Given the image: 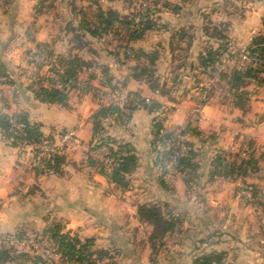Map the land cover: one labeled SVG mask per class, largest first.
<instances>
[{"label":"rangeland","instance_id":"374dc122","mask_svg":"<svg viewBox=\"0 0 264 264\" xmlns=\"http://www.w3.org/2000/svg\"><path fill=\"white\" fill-rule=\"evenodd\" d=\"M95 1H97V4L102 9L106 10L112 8L119 14H124L127 17L135 14L138 2V0L133 1V5L130 0ZM93 3L94 2L91 0H56L55 3L45 2L41 6L42 11L44 10L43 12L45 13L32 19L31 17L33 14L30 10L32 4L35 5L36 3L29 0H0V65L3 66V70L5 67L2 62H4L3 60L5 58H9L10 61L14 62V69L22 71V69L25 68V57L26 60L27 58H30L29 60L33 58L35 62H41L42 58H44V53L49 55L47 50L52 52L63 50L65 43L58 46V44H54L55 40L53 41V39L63 34V29L67 22L70 21L73 24L76 22L75 13L74 11H70V7L68 6L71 4L75 9L83 8L87 15L91 16L95 9ZM212 4H218V7L221 9L218 14H206L207 16L212 15V18H210L211 20L208 21L214 22L225 36L226 34L248 36L247 32L250 31L251 28H258L257 26L261 24L263 26L264 0H215L213 2L211 0H209V2L206 0H169L168 7L164 9L168 10L169 14H173L180 10L182 6L210 5L211 7ZM176 7L177 10L175 11ZM197 11L189 16L190 22L198 23L202 20ZM160 13L162 14L163 12H155L153 17ZM200 15H203L202 12ZM163 16L166 15L162 14V17ZM159 36L164 39L168 34H163V36H161L159 34L149 33L146 35L143 42L144 46L154 43ZM34 40H45L48 42L46 43V48L44 46H39L43 49L40 51L42 53L41 56L33 55V52H35ZM86 40L89 52L83 49L79 51L78 54L84 58H91L90 60L98 64L110 63L112 72L115 73L116 76H119L122 69L119 70L118 66L115 65L113 53L118 51L119 48L117 46L124 45L125 41L115 35L111 37L102 36L101 38L89 37V39ZM245 40L247 41V38H245ZM158 47L160 48V46ZM243 47L244 46H237L236 48L240 49ZM164 48L166 50V57H169V47L165 45ZM160 49H162V47ZM178 54L180 53L176 52V57L174 55L175 58L168 64L167 61L161 62V68L164 69L163 74L166 80V83L163 82L162 86L164 87L165 85V93L172 99H177L182 95L184 99L192 100L191 111L195 105V101L202 94L200 88H205L204 85L209 81V78L202 79L200 72L191 73V70L185 71L187 74L184 77L179 76L177 64L180 62V57ZM165 63L167 65H165ZM189 65L192 67V64ZM189 65L186 64V67H189ZM14 69L9 68L8 70ZM27 72H24L25 78L28 77ZM256 77L257 83L246 82L243 84V90L248 91L249 96L246 97L247 100L241 117L236 115V122L232 121L231 123L230 121L225 123L227 125L224 126H227L228 130L225 129L222 134H217L221 137L215 135L214 132L208 134L205 138L193 133L188 137L184 135V139L187 141L189 140L187 138L194 135L195 139H197V143L204 145L202 149L204 153L200 152L198 154L195 152L196 155L193 157V162L196 164L195 176L190 178V182L188 185H185L184 188L183 185H180L175 189L176 194L182 198L175 199L170 196L168 202L161 200L156 201L164 218H174L175 226L173 230L166 232L161 237L154 236L152 224L145 219L138 218L136 214V206L139 203L153 202L147 200L150 196L146 192L147 190H152L150 188L152 182L160 187L158 179L161 171L158 165H160L161 160H159L160 157L158 152L156 154V151L160 150L162 147L157 145L155 141L151 143L153 140V123L151 122L150 125L149 122L150 129L147 130V117L145 114L134 116L136 108L130 114V118L134 116L136 120L135 122L138 126L136 129H133L130 125L128 126V122L121 124L117 122L116 119H113L112 121H107L110 122L109 127L111 128H108V130L110 129V133L113 137H120L122 135V139L128 140L130 144H132L134 140L132 136H136L143 143L140 146H144V141L146 142L144 132L147 131L148 133L149 131L151 138L149 140L148 149L145 151L142 150L140 154H144L145 157L147 156V159L148 155H150L153 165L154 160H156L155 163L157 162L158 165H154L156 166L155 174L151 172L145 174L142 172L128 176L129 185L134 187L137 186V189L133 188L132 190L121 193V195H118L117 191L115 192L116 194L113 192L115 197L118 196V199H122V204L119 207H117V203H114L113 206L110 205V207L115 209L114 213H111L113 215H111L110 218L100 220L95 217V219L90 220L89 217L80 215L59 214V212L53 211L54 208L52 205L46 203L44 206L45 211L43 212V220L41 218L27 219L23 214L21 215L20 206L10 205L7 207L3 204V207L6 206V212H0V235L4 232H15L20 229L25 231V238H34V242L37 241L40 243L37 233L45 228L47 224L50 225L53 223L52 221L57 220L63 231L70 230L74 232L81 242L86 238H90L91 246L88 249L91 250L92 255L89 257L94 259L98 264H190L195 256L211 251L221 253V260L216 264H233L232 255L234 253H230L231 250L228 242L222 245L221 250L214 249L216 237H218V235L214 234V231H219V229L218 224L213 221L212 216L214 213L225 215L226 223L228 224L231 221L233 226H238L237 228L239 230L241 229L242 233L243 228L246 227V221H249L247 218L248 215L261 214L262 209L264 210V75L260 74ZM25 78L22 79L24 84L28 82ZM0 80L4 81V78L0 76ZM185 85L187 87H184ZM202 85L203 87H201ZM210 88L212 90L214 89L212 86ZM259 88H261L260 91ZM182 89L185 90L186 93H183ZM218 89L222 91V95H216V100L222 103L228 102L227 92L225 91L226 88L219 85L217 82L214 90ZM122 94L112 93L111 96L107 95L108 98L106 97V100L109 101L110 99L121 105L123 103ZM252 94L260 95L258 100H253L259 101L260 104L253 103V105L250 106L249 101L252 98ZM100 98L102 99V97ZM160 105L158 111L152 113V116L158 119V113L160 111L164 112L165 118L164 120L162 119L163 126V121L168 118L169 108H167L168 105L166 104ZM122 111L127 113L126 109L123 107ZM82 113H86L84 106ZM244 116L245 119L242 118ZM189 118L192 126L197 125L200 112L199 115H191ZM61 119H63L65 123L70 122L69 116H66V118L65 116H61ZM69 124L70 123H68V125ZM244 124L249 127L243 128ZM178 127L179 126H175L174 128ZM250 127L251 129H249ZM74 128L75 127L57 128L55 132H53V135L57 136L62 133V131L69 130L74 133L76 143L68 147L64 151V155H72L76 158L75 160L78 161L81 154L87 152L88 146L86 143L87 141H84V137ZM231 144L236 145L239 149L247 148L249 152V160L241 162L245 167L238 171L231 169L229 166L232 160L234 162L240 161L239 158L231 156L228 152V148ZM163 147L165 148L166 145ZM195 149L197 150L198 147H195ZM101 150H105V148L102 147ZM217 151H219V153H217ZM216 154L221 156L223 160L221 162L222 165L227 166L228 169L226 170V175L221 176L216 174L211 178L208 177V173L211 170V163L214 162ZM79 164H81V162H79ZM79 168L82 171L83 167L80 166ZM169 169L170 167L166 168V176L171 173ZM80 180H82V178L78 175L72 178V183L73 181L75 182L73 183L75 187L76 183H79ZM98 182L103 183L104 179H100ZM72 183H69V181L67 182V184L71 186ZM74 189L73 187H69L71 191ZM152 198H154V194ZM245 198H253V204L255 206L244 208L241 205V207L239 203H243ZM229 201L233 202V206L228 205ZM105 202L109 203L108 199ZM46 211H49V213ZM53 212L54 215H52ZM198 213L200 214L199 217H197ZM52 216L56 218H52ZM225 239L227 238L225 237ZM52 259L53 264H64L57 257L53 256ZM4 264L30 263L22 257H16L11 261H6Z\"/></svg>","mask_w":264,"mask_h":264},{"label":"trees","instance_id":"16d2710c","mask_svg":"<svg viewBox=\"0 0 264 264\" xmlns=\"http://www.w3.org/2000/svg\"><path fill=\"white\" fill-rule=\"evenodd\" d=\"M53 1L36 0V4L33 6L34 12L36 14L41 12L43 3H52ZM91 1L94 2L93 5L95 7L91 16H88L83 8L75 9L71 4L68 6L70 11H74L76 16L75 24L69 21L64 27L66 31L71 33L72 48L79 50L87 46V42L84 39L85 34L92 38H101L108 34L119 36L125 41V44L117 46L119 52L116 51L113 54L117 56L121 53L122 60L134 61L129 68V75L135 80L144 81L150 90H159L165 93L163 91V83H160L159 77L155 73L157 52L155 50L144 52L141 49L133 48L131 42L140 38L148 30L155 29L158 26L161 28L166 27L164 24L158 25V17H153V15H155V12L157 13L161 9L167 8L169 0H147L153 5L150 8H140L141 6L137 2V10L130 17L119 14L112 8L104 10L97 4V1ZM130 1L134 5L133 1L135 0ZM176 10L177 7L175 8ZM204 31L206 34L209 33L210 37L216 38L218 44L215 47H206L203 52L197 55L196 67L199 69L198 72L202 75V79H210L218 66L222 65V68L217 72V82L226 88L227 99L231 106L243 112L247 100L246 97L249 96V92L243 90V84L246 82L257 83L256 76L264 75V23L263 29L257 31L251 37L249 43L240 49L231 48L227 43V37L217 26H212L209 30L210 32L204 27ZM174 36L177 37V40L183 37L190 38V35L181 29L172 32V37ZM41 50H43L41 47L36 46L33 55L41 56ZM47 51L49 55L44 53V58H42L41 62H35L33 58V61L27 58V62L36 70V75L33 81L30 82V86H33L32 93L39 101L65 106L70 91H75L78 95L89 93L97 100H101L97 95L103 94V91H99L91 83L97 76L98 84L108 89V93H104L107 95L120 93V88L115 83H112L113 78L105 65L98 64L93 60H84L76 54H71L70 50L66 54L57 55L49 50ZM243 55L250 58L249 61L242 60ZM257 61H260V63H256ZM43 66H46L45 72L39 74L38 71ZM94 69L98 70L99 75L96 74ZM83 70H87L88 73L85 77L80 78L79 75ZM0 76L4 78V81L0 80V83H10V78L1 65ZM120 85H125V79L120 81ZM200 89L202 94L195 101V104L200 106L206 105L212 97L219 94L222 95L220 89H213L214 91L211 88L203 87ZM122 97L123 103L121 105L112 100L107 101L105 104L100 103L89 115L91 138L88 142L85 162L88 167L94 168L96 172L105 177L108 184L120 190H126L129 187L128 176L137 166L135 150L129 142L115 139L108 135L104 129L103 122L106 118H115L117 122L124 124L129 121L131 112L136 108L141 107L148 113H156L161 105L150 98L145 100L144 97H140L134 92H125ZM122 107L126 109L127 113L122 111ZM151 122L153 123V140L151 143L155 141L157 145L162 146L160 150L156 151V154L158 152L160 157L159 160H161L160 165L157 162L155 163L156 160H154V165L157 164L161 171L158 184L161 188L166 189L167 184L163 176L167 173L166 166L170 163L171 155L177 150L178 136H184L188 131L199 135V131L195 127H190L189 122L184 127L169 130L162 126V120L156 119L154 116H152ZM0 137L8 145L18 148L21 152L28 150L30 156L29 165L35 174L62 173L61 166L65 161L64 152L39 154L40 152L34 148V145L42 141H53L54 135H44L38 123L28 120L26 112H0ZM165 145L166 147L164 148L163 146ZM102 147L105 148L106 153L101 150ZM185 147L184 152L176 157L169 170L180 173L182 181L185 185H188L190 178L195 176L196 164L193 162V157L196 155V151L193 149L192 143L187 140L185 141ZM243 150L247 153V159L239 162L232 160L229 164L231 169L238 171L245 167L241 162L249 160V152L247 148ZM109 161L110 164L108 165ZM222 161L221 156L216 154L214 162L211 163L208 177L212 178L216 174L226 175L228 167L222 165ZM136 214L138 218L145 219L152 224L154 236L161 237L166 232L174 229V218H164L156 202L139 203L136 206ZM52 222L37 233L40 243L55 253L64 264H98L94 259L90 258L92 255L91 250L88 249L91 246L90 238H86L81 242L74 232L70 230L63 231L57 220ZM25 235V231L19 229L15 232H4L0 237L4 240L9 238L21 240ZM8 251L5 246H0V264L11 261L16 257H22L30 264H52V262L40 255L22 253L12 256ZM220 258V252L211 251L195 256L190 264H216L221 260Z\"/></svg>","mask_w":264,"mask_h":264},{"label":"crops","instance_id":"0c3cea01","mask_svg":"<svg viewBox=\"0 0 264 264\" xmlns=\"http://www.w3.org/2000/svg\"><path fill=\"white\" fill-rule=\"evenodd\" d=\"M29 1L36 3V0ZM55 1L56 0H54L53 2L55 3ZM206 1L209 2V0ZM211 1L213 2L215 0ZM33 6L34 4H32L30 10L33 14L31 17L32 19L45 13L43 12V10L35 14ZM220 9L221 8L218 7V4H212L211 7L210 5H190L187 7L182 6L181 9L177 11L178 13L176 12L173 14H169L168 10L163 8L159 12H163L162 14L166 16L162 17L161 13L156 15L158 17L157 23L158 25L164 24L166 27L161 28L158 26L155 29L146 31L140 38L132 41L131 45L133 48L141 49L144 52H148L151 50H155L157 52L158 55L157 59L155 60V67L156 75L159 77L160 83H166L163 74L164 69L161 68V62L167 61V64L170 63V61L176 57V52L180 53L178 54V56L180 57V62L179 64H177V69L179 71V74H177L179 76L184 77L187 74L185 71L188 70H191V73L197 72L199 71V69L196 67L197 55L203 52L206 47H215L218 44V40L216 38H214L213 36L210 37L208 35L209 33L206 34L204 31V27H206L209 31L212 26H216L214 22L208 21L211 20L210 18H212V15L207 16L206 14H218L220 12ZM196 11L199 13V16L202 20L198 23H192L189 21V16L191 14H194ZM201 12L203 15H200ZM257 27L258 28H251L250 31L256 30L257 32L263 29L262 24ZM180 29L184 30L188 35H190V38L183 37L177 40V37H172V32ZM250 31H248L247 34H249ZM149 33L159 34L161 36H163V34H168V36L164 39L159 36V38L154 43L144 46L143 42L146 35ZM88 36V34H85L84 39H89L90 36ZM70 37L71 33L63 29V34H61V36L58 38L56 37V39L54 38L53 41L55 40L54 44H58V46H61L63 43H65V47L61 51L56 50V52H51L57 55L66 54L70 50L71 54H76L84 60H90L91 58H84L78 54V52L83 49L86 52H89V50L87 49L88 45L79 50L76 48H72L73 43ZM226 37L227 43L231 48H236L237 46L242 47L247 45V43L249 42L247 35L238 36V34H226ZM245 38H247V41L245 40ZM46 43L48 42L45 40H34L35 47H45ZM165 45L169 47V57H166V50L164 48ZM158 46H160V48L162 47V49H160ZM114 57L115 65L118 66L119 70L122 69L119 74L120 77L116 76L115 73L112 72L110 63H99L105 65L108 68V72L113 78L112 83H115L116 86L120 88V94L125 92H134L140 97L150 98L162 105H168V118L163 121V127L165 129L169 130L174 128L175 126L184 127L185 124L189 122L190 127H195L196 130L199 131L198 136L205 138L208 136V134H211L213 132L215 135L219 133L222 134L225 129L228 130V127L224 126L227 125L225 123L230 121L231 123L232 121L236 122V115L241 117L242 112L239 109L232 107L229 102L222 103L221 101L216 100V97L214 96L206 105L201 107L200 118L198 119L199 122L197 123V125L192 126L189 118L191 116L190 108L192 105V100H186L184 99V97H182V95L180 96L181 98L179 97L177 99H172L170 96H168V94L162 93L159 90H150L144 81L135 80L129 75V68L131 65H133V60L124 61L122 60L120 55H114ZM3 61L4 62L2 63L5 67L4 71H6L11 80L8 84L0 83V112H26L28 120L30 122L38 123L40 125V130L44 135L53 134V132H55L57 128L62 129L63 127H75L74 129H76L78 133H80L81 136L84 137V141H87L86 143L88 146V142L91 138V124L88 117L99 106L100 103L105 104L107 102V94L104 92L108 93V89L98 84V76L93 79L91 83L94 87L98 88L99 91H103V94H101L102 99L100 98L101 100H97L89 93L78 95L77 92L70 91V93L68 94L67 104L65 106H62L57 103L42 102L34 97L32 93L33 86H30V82L33 81V78L36 75V70L27 62L26 57L24 63L25 68L22 69V71L14 69V62L10 61L9 58H5ZM167 64L165 63V65ZM186 64H192V67L191 65H189V67H186ZM9 68H12L14 70H8ZM26 69L30 72L31 75L26 71ZM45 69L46 66H43L42 69L38 71V73H44ZM94 71L97 75H99L97 69H94ZM24 72H27V78L24 77ZM87 73V70H83L82 73H80L79 77L83 78L87 75ZM24 78L28 81L25 84L22 81V79ZM123 79H125V85L121 86L120 81H122ZM164 87L163 91H165ZM184 87L187 86L185 85ZM260 90L261 88H259V91ZM182 92L186 93L183 89ZM109 95L111 96L112 94ZM251 96L252 98L249 101L250 106H252L253 103H259V101L253 100H258L260 95L252 94ZM83 106L86 111L85 114L82 113ZM140 114H145L148 121L146 129H150L149 122L151 125L152 113H148L145 109L138 107L134 111V116ZM61 116H65V118L66 116H69L70 122L68 123L70 124L68 125V123H65L64 120L61 119ZM134 116L129 119L128 126L130 125V127L136 129V127L138 126L135 122L136 120L134 119ZM242 118L245 119V116ZM113 119L115 118H106L103 122L106 133L111 137H113V135L110 133V122L107 121H112ZM248 127L249 126L244 124L243 128ZM108 128L110 129L108 130ZM249 129H251V127ZM144 133L146 137L144 146H140L143 144L140 139H138L136 136H132L134 140L132 141L131 145L133 146L134 150L136 149L135 154L137 156V166L130 174V176L142 172L145 174H148L149 172L154 174L156 173V166L153 165L151 156L148 155L147 159V156L145 157L144 154H140L142 150L145 151L146 149H148L149 140L151 138L149 131L148 133L147 131H145ZM190 134L191 132L188 131L185 135L186 137H188ZM217 136L221 137L219 135ZM118 137L114 136L113 138L121 140L123 136L121 135L119 138ZM187 139H189L188 141L192 143L193 149L198 154L200 152L204 153V151L202 150L204 145L197 143V139H195L194 135ZM122 141L128 142V140L125 139H122ZM195 147H198V149L196 150ZM85 154V152L81 154L78 161L75 160L76 158H74V156L72 155L65 156V161L61 166V174H35L29 165L30 156L28 150L26 149L25 151L21 152L18 148L8 145L0 137V212H6V206L8 207L10 205H18L21 207V215L23 214L25 218H41L43 220V212L45 211L44 206L46 205V203H48L49 205L53 206V211L59 212V214L63 213L74 214L78 216L80 215L89 217L90 220L95 219V217L100 220L110 218L111 215H113L111 213H114L115 211V209L110 207V205L113 206L114 203H117V207H119L122 204V199H118V196L115 197L113 192L115 193L117 191L118 195H121V193L132 190L133 188L137 189V186L134 187L132 185H129L126 190H120L115 186L108 184L105 177L96 172L94 168L88 167L86 165ZM79 162H81V164H79ZM80 166L83 167L82 171L79 168ZM73 175H78L80 176V178H82L79 183H76V187L73 184L75 182L73 181L72 183V178L74 177ZM100 179H104V182L99 183L98 181H100ZM163 179L167 184V188L164 189L158 187L152 182V186H150L152 190L146 191L150 196L147 200H151L153 202H156L158 200L168 202V198L170 196L175 199H181L182 197L177 195L175 190L176 187L178 188L180 185H183V188L185 187V184L182 181L181 174L178 172H171L167 176L164 175ZM66 181L72 183V186L70 184H67ZM69 187H73L75 189L71 191L69 190ZM153 194L154 198H152ZM107 199L109 203L105 202ZM3 204L6 206L3 207ZM228 205L233 206V202L229 201ZM239 205H242L244 208L255 206L253 204V198H245L244 202L239 203ZM46 212L49 213V211ZM54 212L52 215H54ZM199 216L200 214L198 213L197 217ZM53 217L56 218L55 216H52V218ZM247 218L249 221H246V227L243 228V232L241 233V229L239 230L237 228L238 226H233L231 221L228 224L226 223L225 215L214 213L212 219L215 223L218 224L219 229V231H214V234L218 235V237H216V244L214 245V249L221 250L222 245L228 242L229 248L231 250L230 253H234L232 255L233 264H264V210L262 209L261 214L248 215ZM225 237L227 239H225Z\"/></svg>","mask_w":264,"mask_h":264},{"label":"built area","instance_id":"2783aa9c","mask_svg":"<svg viewBox=\"0 0 264 264\" xmlns=\"http://www.w3.org/2000/svg\"><path fill=\"white\" fill-rule=\"evenodd\" d=\"M138 3L141 7H152L153 5L144 0H138ZM256 33L255 30H251L248 34V40L250 41L251 37ZM108 37H111L112 35L108 34ZM250 58H247L246 56H242V60L249 61ZM256 63H260V61H257ZM222 68V65H219L217 70L212 74V77L209 79V81L204 85L205 88H210L211 86L214 87L217 84V72ZM98 98L102 97L101 94L97 95ZM147 100V98H145ZM134 103V102H133ZM201 107L199 104H195L192 110L190 111L191 115H199V112L201 110ZM159 120H164L165 113L159 112ZM185 139L184 136L180 135L178 136V145L177 150L174 152V154L170 157V163L166 166V168H169L172 163L175 162L176 157L180 156L184 150H185ZM76 143L75 135L72 131H64L57 136H54V140L49 141H42L39 144L34 145V148H36L40 153H62L64 152L68 147L73 146ZM104 153H106V150H102ZM228 152L231 154V156H236V158H239L240 160L247 159V153L243 149H239L236 147V145L231 144L228 148ZM110 164V161L108 162V165ZM37 242V241H36ZM34 242V238H22L21 240H16L15 238H9L8 240H4L0 237V246H5L9 251V254L12 256H17L22 253H31L40 255L43 258L49 260L53 264L52 257H59L53 253L50 249L46 248L43 244H40L39 242ZM36 243V244H35ZM41 245V246H40Z\"/></svg>","mask_w":264,"mask_h":264}]
</instances>
